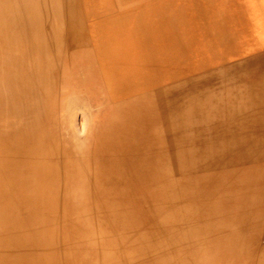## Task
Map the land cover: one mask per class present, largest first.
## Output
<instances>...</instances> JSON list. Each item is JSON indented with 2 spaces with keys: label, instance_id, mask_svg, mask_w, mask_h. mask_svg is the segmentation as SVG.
I'll return each mask as SVG.
<instances>
[{
  "label": "bare ground",
  "instance_id": "1",
  "mask_svg": "<svg viewBox=\"0 0 264 264\" xmlns=\"http://www.w3.org/2000/svg\"><path fill=\"white\" fill-rule=\"evenodd\" d=\"M73 1L69 49L36 38L21 60L6 59L18 73L0 61V264H143L124 248L144 255L139 242L189 228L203 232L204 264H264V0ZM242 25L258 50L250 57ZM93 69L117 80L103 88ZM78 114L103 138L98 150ZM140 121L145 146L127 151ZM113 124L131 130L108 133ZM102 208L108 229L95 231L89 211ZM168 246L149 264H198Z\"/></svg>",
  "mask_w": 264,
  "mask_h": 264
},
{
  "label": "rangeland",
  "instance_id": "2",
  "mask_svg": "<svg viewBox=\"0 0 264 264\" xmlns=\"http://www.w3.org/2000/svg\"><path fill=\"white\" fill-rule=\"evenodd\" d=\"M7 1L8 0H0V2H1L0 6L3 5L2 7H0V15H1L0 16V21H1L0 22V38H1L0 39V61H1V63H3L2 68L5 69L9 74L10 73L11 74L18 73V67H17V65H12V66L7 65L6 59L9 56H16L18 59L21 60L22 58H20L19 54H21V53H22V55L24 54V49L26 48V46H28L30 40H32V39L38 38L42 42H52V43L54 42L55 45H57L58 43H62L63 49H69V47L66 45V43L68 42V39L70 38L69 36L71 35V32L68 31V28L66 26L68 24L69 18L71 17V13L75 9L74 8L75 4H76L75 1H73V0H55V2H54V0H13V1L9 0L8 1L9 3ZM43 2L47 3V4H44ZM237 2H239L240 6L246 5V3L243 0H237ZM6 3H8V4H6ZM48 4L50 7L48 6ZM221 4H224V8H225L226 0H223L221 2ZM114 6L116 7V5H114ZM48 7H49V9H48ZM55 8H58L60 10V13L54 12ZM116 8L119 9V6L117 5ZM1 10H4V11H1ZM2 12H4V13L1 14ZM245 14H246V17L248 18L249 17V15H248L249 11L246 10ZM17 15H19V16H17ZM44 22H45V24H44ZM203 23H207V16L204 13H203ZM1 25L3 28L1 27ZM46 26H47V28H46ZM5 27H6V29H5ZM247 36H249V37L247 38ZM249 38H251V36L248 34L246 27L244 25H242V27L240 28V35H239L240 41L238 42V44L240 46L244 47L245 51L250 52V53H248V57H250L253 54L258 53V50L254 49L252 46V41H251L252 39H249ZM245 39H246V41H245ZM21 40L23 41V44H22ZM24 41H25V43H24ZM218 52L223 54L222 58L225 59L228 63H231L234 61V58L231 55L233 53L231 51H226L222 48H218ZM28 53L29 54L34 53L33 55L37 54L36 50H34L33 47H29ZM233 55H235V54H233ZM244 65L247 66L248 63L245 62ZM227 66H231V65L227 64ZM242 68H245V67H242ZM93 71H96L94 73V75L99 74L96 69H93ZM113 74H115V75H113ZM241 74H242L241 69H238V71H237L236 67H234L233 76L235 78H237ZM112 75H113V79H112ZM100 77H101L100 74L98 76H93V80H95L98 83V85H101L103 88H105V86L108 84H114L115 81H113V80H115V79L117 80V74L114 71L111 73V79H105L102 77V82H101V81L97 80ZM132 84H134V83H132ZM234 88L236 89L237 92H239L242 89V85L236 82ZM109 93L106 94L103 91L102 97H106L108 103H110V105H112V103H114L113 101L115 100L116 96H115V93H113V94L110 93V95H109ZM119 106L122 109L121 112H124L127 110L128 103L126 101L122 100V102L119 105H117V108H119ZM75 117L77 119V122L82 123V127L84 128L85 131H87V135L90 138L89 139L90 141L88 144V147L90 148V152L98 150L99 146H100V142L103 140V138L99 135V132L97 131V129L95 127H93L92 129L91 128L89 129L88 126H86V123L88 124L89 122H87V121H86V123L82 122L81 114H78ZM93 118H94L93 121H95V116ZM130 118H131L130 114L127 113L126 119H128V120L125 122V124L130 120ZM104 123L105 122L103 121L101 124H104ZM128 125H124V130H131L128 127ZM145 125H146V122L142 124L141 121L138 122V124L133 125V128L135 129V133H137V136H136V139H134L133 141H128L127 143H125V147H126L127 151H135L139 148H140V150H142V148L145 146L144 145L145 132H142ZM121 130H123V126H117V125L113 124V128L108 133L116 132V134H118V132ZM124 130L118 135H122V133H124ZM97 140H98V142H97ZM200 163H201V161H200ZM154 177L163 179V178H165V174H161L159 171H156ZM91 179L89 182L90 184H88V186H87L88 194L86 195V197H88L87 199L90 200L89 201L90 205H92V203L94 201V197H96L95 194L97 192L94 188L95 185H94L93 176L91 177ZM103 185L106 186L107 184L104 183ZM104 186H103V189H104V191H106L107 189ZM200 187H201V185L199 184V188ZM89 188H90V190H89ZM188 188H189L188 192H192V189L195 188V184H192V183L189 184ZM60 191H62V189H60ZM150 195H152V194H150ZM129 197L130 198L129 199L127 198V199L132 200L131 196H129ZM183 197L184 196L182 195V198ZM144 204H142V205H144ZM185 204H186V207L188 206L189 208H192L195 210H197V208L199 207V205L196 204V202H194V201H191V202L188 201ZM92 207L96 208L94 206H92ZM89 213L92 216L91 217L89 215V220L91 222V226L93 227V229L95 231L101 230V232H102L105 229H108L109 222L107 220H105V218H107V216H108L107 215L108 212L106 211V209H104V208L99 209V210L92 209L89 211ZM59 222H61V216L59 217ZM61 225L63 227H65L64 224H61ZM188 232H189V235H188V238L186 235V237H185L186 240H185V238H179V239L177 238L176 240L172 239L171 241H169V239H168V242H167L166 239H159L158 238L157 240L152 239L150 241L139 242V244L142 243L143 245L148 247L147 253L146 254L144 252L142 253L144 255H138V256L133 255L131 253L130 247L126 246L124 248L126 250L122 252L123 253L122 257L131 256L135 262H137V263L141 262L143 264H149L150 262H153V261L157 262L159 255H158L157 259L155 258V260H154V259H152L153 254L158 253V250H160L161 248L165 249L164 251H166L167 249L165 246L168 244L170 251L175 250V248L177 246L181 247L180 249L175 250L172 253L176 252V253H178V255L184 256V258L186 257L185 259L189 258L188 260H191V258H193L195 260V258H197V261H199L198 264L199 263L204 264L203 257L200 255V246H199L200 242H202V239H203V232L198 231L196 233H193L192 228H189ZM181 233L182 234L186 233V231L184 232V229H183V231ZM146 238H148V236ZM76 243H78V242H76ZM82 244L84 245V242H82ZM157 247H158V249H157ZM172 248H174V249H172ZM113 249L115 250L114 247H113ZM156 249H157V251H156ZM181 250H182V253H180ZM97 251H99V252H97V254L100 257L102 255L101 246L97 247ZM162 251L163 250H161L159 253L161 254ZM115 252L118 253L120 251L116 250ZM139 252H142V251H139ZM197 252H199V253H197ZM168 253H169V251H168ZM196 253H197V255H196ZM146 258L147 259L149 258V259L147 260ZM212 261L210 260L209 262H212Z\"/></svg>",
  "mask_w": 264,
  "mask_h": 264
}]
</instances>
